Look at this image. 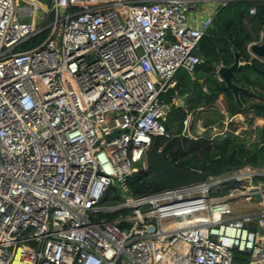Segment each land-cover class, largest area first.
<instances>
[{"label":"built area","instance_id":"2783aa9c","mask_svg":"<svg viewBox=\"0 0 264 264\" xmlns=\"http://www.w3.org/2000/svg\"><path fill=\"white\" fill-rule=\"evenodd\" d=\"M234 1L0 0V264H264L259 167L143 195L128 184L151 172L154 139L171 138L165 108L180 98L163 96L203 62L200 41ZM237 116L196 139L238 136ZM242 198L261 209L237 214Z\"/></svg>","mask_w":264,"mask_h":264},{"label":"trees","instance_id":"16d2710c","mask_svg":"<svg viewBox=\"0 0 264 264\" xmlns=\"http://www.w3.org/2000/svg\"><path fill=\"white\" fill-rule=\"evenodd\" d=\"M254 6L257 8V14L251 15L249 11ZM263 31L264 0L234 1L219 9L212 28L202 38L198 46L204 68H201L202 72L198 71V67L195 71L196 74L200 73V75L205 76V85L209 90V95L205 94L202 89L197 90L193 94L194 98L189 100L191 104L189 110L200 107L197 98L202 97L204 103H210L218 99L220 95H224L231 116H236L245 111H254L257 116L264 117V63L254 59L253 63L257 68H250L247 73L240 70L236 71L235 83L243 88L240 92V101L243 107L236 101L234 93L224 83L219 82L214 75L216 64L222 63L224 66L230 67L235 62L236 54H239L241 62L252 61L249 45L260 41ZM43 36L45 39L46 33ZM189 85H191V76L184 71L181 85L170 91L168 95H164L163 99L167 103H171L176 90L180 96L189 94L191 91ZM198 86V84L194 85V87ZM257 98H260L263 103L258 104ZM177 110L181 111V127L175 132L170 126H166L171 138H160L158 146H166V156L178 167L185 170L206 172L208 176H221L246 166L256 168L264 166V129L260 133V141L249 146L234 134H230L229 138L218 137L215 141H210L207 137L196 139L199 136H206L207 131L204 134H198L195 131L196 124L201 118L199 116L195 118L193 115L191 119L189 117V130L195 134L194 139H192L182 136L183 123L188 112L184 108H177ZM229 114L224 115L227 117ZM215 125L216 123L212 121L206 123V127ZM258 179L256 178L255 182ZM153 182L154 174L152 171H139L128 179L129 187L135 195L149 193ZM104 202L105 204L118 202L117 188L113 187L110 190Z\"/></svg>","mask_w":264,"mask_h":264},{"label":"water","instance_id":"95a60500","mask_svg":"<svg viewBox=\"0 0 264 264\" xmlns=\"http://www.w3.org/2000/svg\"><path fill=\"white\" fill-rule=\"evenodd\" d=\"M249 52L252 56V61L241 62L239 54L235 56V62L230 67H222L220 69V76L224 80V84L229 88L236 98V101L241 104L240 92L243 90L242 87L235 83L236 71L240 70L247 73L250 68H257L253 63V60H259L264 63V31L262 33V41L260 43H252L249 45ZM200 55V52H196ZM188 98L186 96L181 97L177 104V108H185V102ZM165 111L169 113L171 108L166 107ZM159 137H156L147 155L148 168L154 174V182L150 193H154L163 189L178 188L182 186L199 183L208 178L206 172H198L185 170L178 167L174 162L166 156V146H158ZM255 197L262 201L263 197L261 194H255Z\"/></svg>","mask_w":264,"mask_h":264},{"label":"rangeland","instance_id":"374dc122","mask_svg":"<svg viewBox=\"0 0 264 264\" xmlns=\"http://www.w3.org/2000/svg\"><path fill=\"white\" fill-rule=\"evenodd\" d=\"M38 1L40 3L38 10H43L45 8L50 7L51 0H38ZM17 2L19 4H25V3H27V0H17ZM44 33H46V37H47V32H44ZM44 33L32 38L28 42L19 46L17 48V51H25V50H29L33 47H36L44 39V36H43ZM203 63L204 62H202L198 66L199 72L200 71L202 72L201 68H204ZM223 105H226V101H224V100H223ZM223 109H224V107H223ZM223 109L219 114H215V116H213V118H212V122L216 123L218 130L223 129V122L225 119V115H223L222 112L224 114L227 113ZM180 113H181V111L177 110V107H174V108H172V111L170 113H168L167 116L165 117V122H164L165 125L167 127L170 126L172 128V130L175 132L181 127L182 116L180 115ZM200 116H202V118H204L205 115L203 113V114H199V117ZM227 116H229V115H227ZM202 118L200 120L204 126V122H203ZM242 119H243V117H242ZM256 121L258 122V120H256ZM254 127H255L254 122L252 123V122L245 119V120H242L241 123H238V124L234 122L233 124H231L230 129L234 132L238 131V134H239L238 137L241 138L242 140H244L246 142L247 146H249L252 143L257 142L256 141L257 139L255 138L256 134L253 131ZM204 128H205V126H204ZM244 128H246V129H244ZM205 131H207V133L205 132L206 136H211V135H213L212 133H214L213 130L210 129V127H208V130H206V128H205ZM190 137L193 138V137H195V135L190 136ZM259 171H264V166H260ZM249 183H259V182H252L251 180H246V181H243L242 185L247 186ZM262 183L264 185V182H262ZM105 205H107V204H105ZM231 207H232L233 211L236 212L237 214H241L244 212H252V211H256V210L261 209V207L258 205L256 200L247 201L244 198L232 201ZM105 218L108 220H111V219L115 218V216H106Z\"/></svg>","mask_w":264,"mask_h":264},{"label":"crops","instance_id":"0c3cea01","mask_svg":"<svg viewBox=\"0 0 264 264\" xmlns=\"http://www.w3.org/2000/svg\"><path fill=\"white\" fill-rule=\"evenodd\" d=\"M182 70H179V72L177 73V76H176V79L178 80V85L179 86L181 85V79L183 77V72L185 71V70H183V71ZM186 73H188V72L186 71ZM188 74L191 76V85H189L190 88H191V91H190L189 94L185 95L188 99L185 102V108L184 109L188 112V116H190V119H191V117L193 115H194L195 118H197L199 116V114H203L204 113V115H205L204 118L205 119L202 118V116H200V117L202 118V120L204 122L205 128L208 129V127H206V123L211 122L213 116H215V114H219L222 111L223 107H224L223 110L229 114L227 101L224 98V95H220L218 99H216L215 101H212L210 103H204V100L201 97V98H197V102L198 103L200 102V105H199L200 107H195V109L189 110V108L191 107V104H190L189 100L194 98L193 94L197 90H201L202 89L205 94L209 95V90L207 89V87L205 85V79L206 78H205V76L203 74L200 75V73L196 74L195 72L193 74H190V73H188ZM195 84H198L199 86L198 87H194ZM176 95L179 98L184 97V96H180L179 95L178 90H176ZM223 100L226 101V105H223ZM222 114L224 115L223 112H222ZM242 120H244V118L242 119V117H239L237 119V121H238L237 123H241Z\"/></svg>","mask_w":264,"mask_h":264},{"label":"flooded vegetation","instance_id":"af4514ba","mask_svg":"<svg viewBox=\"0 0 264 264\" xmlns=\"http://www.w3.org/2000/svg\"><path fill=\"white\" fill-rule=\"evenodd\" d=\"M224 98H225V96H224ZM256 101H257L258 104L263 103V101L260 98H257ZM241 107H243V106L241 105ZM238 115L243 116L244 120L246 119L248 121H251L252 123L253 122L255 123V127H254V130L253 131L256 134V136H255V138L257 139L256 141L259 142L260 141V133L264 129V117L257 116L254 111L253 112H246L245 111L244 113H241V114H238ZM259 119H261L263 122L260 123L259 121L258 122L256 121V120H259ZM244 129H246V128H244ZM159 142H160V138H159Z\"/></svg>","mask_w":264,"mask_h":264},{"label":"bare ground","instance_id":"6f19581e","mask_svg":"<svg viewBox=\"0 0 264 264\" xmlns=\"http://www.w3.org/2000/svg\"><path fill=\"white\" fill-rule=\"evenodd\" d=\"M227 117H229V116H227ZM239 117H243V116L239 115V116H237L233 121H234L235 123H237V122H238L237 119H238ZM190 121H191V120H190ZM258 121H259L260 123L263 122L261 119H259ZM237 124H238V123H237ZM259 125H260V124H259ZM189 129H190V125H189V120H188L187 132L189 133L190 136H194L195 134H194L191 130H189ZM195 131H196L198 134H204V133H205V128H204V126H203L201 120H199V121L197 122ZM220 131H221V130H218V129L215 130V131H214V135H215V134H218V132H220ZM193 138H194V137H193Z\"/></svg>","mask_w":264,"mask_h":264}]
</instances>
